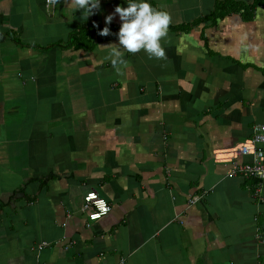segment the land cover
<instances>
[{
	"label": "crops",
	"instance_id": "1",
	"mask_svg": "<svg viewBox=\"0 0 264 264\" xmlns=\"http://www.w3.org/2000/svg\"><path fill=\"white\" fill-rule=\"evenodd\" d=\"M227 1L150 0L165 55L118 72L93 21L123 0H0V264H264L258 182L231 175L264 124V0Z\"/></svg>",
	"mask_w": 264,
	"mask_h": 264
},
{
	"label": "clouds",
	"instance_id": "2",
	"mask_svg": "<svg viewBox=\"0 0 264 264\" xmlns=\"http://www.w3.org/2000/svg\"><path fill=\"white\" fill-rule=\"evenodd\" d=\"M74 4L75 9L82 10L86 18L102 10V0H74ZM117 15L120 26L118 31L113 32L111 24ZM104 20L103 27H100L99 21H93V24L100 35L114 34L118 37L117 46L111 47L108 53L118 72L122 71L121 65L128 63L124 50L135 53L144 49L149 55H165L161 37L168 33L171 16L168 11L154 7L150 0H123L115 5L114 11L108 13Z\"/></svg>",
	"mask_w": 264,
	"mask_h": 264
},
{
	"label": "built area",
	"instance_id": "3",
	"mask_svg": "<svg viewBox=\"0 0 264 264\" xmlns=\"http://www.w3.org/2000/svg\"><path fill=\"white\" fill-rule=\"evenodd\" d=\"M57 0H46L47 7L56 4ZM239 154H249L251 161L237 164L231 170V175L242 176L255 179L258 184L256 187V197L258 200H264V124H257L253 128V136L242 144L238 150ZM199 196H193L189 199L191 203L198 201ZM112 210V205L98 192L91 191L85 195L82 211L87 214L90 221H95ZM48 243L40 242L35 248L40 249Z\"/></svg>",
	"mask_w": 264,
	"mask_h": 264
},
{
	"label": "trees",
	"instance_id": "4",
	"mask_svg": "<svg viewBox=\"0 0 264 264\" xmlns=\"http://www.w3.org/2000/svg\"><path fill=\"white\" fill-rule=\"evenodd\" d=\"M231 0H228L227 2H221L219 4L220 9L225 7V3H229ZM222 11V10H221ZM223 12V11H222ZM113 30H118V28H112ZM11 37H13L12 35H10ZM85 44V38L83 36L82 33L78 32L76 34H73L72 37L70 38L68 45H75V46H79V45H84ZM94 46V44L92 45ZM86 50L90 49V47H85ZM53 177V176H50Z\"/></svg>",
	"mask_w": 264,
	"mask_h": 264
}]
</instances>
